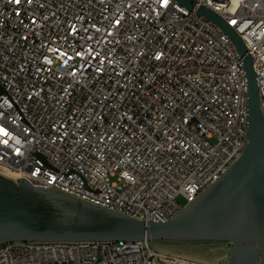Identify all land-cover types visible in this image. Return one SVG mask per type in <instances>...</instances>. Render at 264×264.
I'll return each mask as SVG.
<instances>
[{"label":"built area","instance_id":"obj_1","mask_svg":"<svg viewBox=\"0 0 264 264\" xmlns=\"http://www.w3.org/2000/svg\"><path fill=\"white\" fill-rule=\"evenodd\" d=\"M196 1L245 43L264 113V0ZM245 99L228 37L173 0H0V170L13 178L172 217L241 154ZM155 258L204 264L124 240L0 245V264Z\"/></svg>","mask_w":264,"mask_h":264},{"label":"water","instance_id":"obj_2","mask_svg":"<svg viewBox=\"0 0 264 264\" xmlns=\"http://www.w3.org/2000/svg\"><path fill=\"white\" fill-rule=\"evenodd\" d=\"M217 26L234 46L246 82L245 138L239 157L172 217L152 219L93 205L59 189L0 172V245L33 241H219L228 264H264V113L245 43L218 13L196 0H173Z\"/></svg>","mask_w":264,"mask_h":264},{"label":"rangeland","instance_id":"obj_3","mask_svg":"<svg viewBox=\"0 0 264 264\" xmlns=\"http://www.w3.org/2000/svg\"><path fill=\"white\" fill-rule=\"evenodd\" d=\"M181 205L186 202L182 197L177 199ZM151 247L160 254L169 257L178 256L191 260L213 262L215 259L221 258V264H228L229 244L219 241H152ZM216 263V262H214ZM153 264H174L171 259L160 261L155 258Z\"/></svg>","mask_w":264,"mask_h":264},{"label":"crops","instance_id":"obj_4","mask_svg":"<svg viewBox=\"0 0 264 264\" xmlns=\"http://www.w3.org/2000/svg\"><path fill=\"white\" fill-rule=\"evenodd\" d=\"M178 257V256H177ZM181 258H183V257H181ZM184 259H188V258H184ZM191 260V259H190ZM192 261H195V262H198V263H204V264H211L212 262H203V261H197V260H192ZM218 261H222V259L221 258H218V259H215V261L214 262H218ZM213 262V263H214Z\"/></svg>","mask_w":264,"mask_h":264},{"label":"bare ground","instance_id":"obj_5","mask_svg":"<svg viewBox=\"0 0 264 264\" xmlns=\"http://www.w3.org/2000/svg\"><path fill=\"white\" fill-rule=\"evenodd\" d=\"M0 172H2V173L5 174V175L11 176L10 174H8V173H6V172H4V171H2V170H0Z\"/></svg>","mask_w":264,"mask_h":264}]
</instances>
